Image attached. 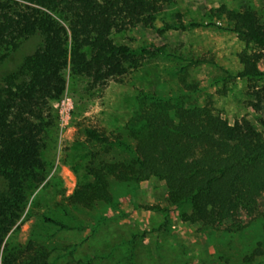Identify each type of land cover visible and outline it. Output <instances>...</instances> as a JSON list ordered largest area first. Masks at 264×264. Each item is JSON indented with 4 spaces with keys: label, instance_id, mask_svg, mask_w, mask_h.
Masks as SVG:
<instances>
[{
    "label": "trees",
    "instance_id": "16d2710c",
    "mask_svg": "<svg viewBox=\"0 0 264 264\" xmlns=\"http://www.w3.org/2000/svg\"><path fill=\"white\" fill-rule=\"evenodd\" d=\"M171 1L0 0V48L14 50L34 34L41 37L40 46L0 80V264H55L50 256L56 246L51 244L49 251L48 245L41 244L44 233L39 226L68 227L46 211L37 218L25 248L5 242L25 209L30 188L45 178L44 137L54 121L51 101L57 100L65 87L64 70L68 66L71 74L87 78L94 86L119 78L131 55L127 46L114 43L111 33L135 24L152 25L154 14ZM221 17L226 22L224 29L245 44L238 55L242 65L238 76H262L257 61L264 57V21L250 8L234 10L224 5L212 9L208 16ZM249 46L262 52L250 54ZM254 95L256 101L251 106L258 110L261 98L258 92ZM181 109H173V117L140 109L127 123L138 144L117 142L135 156L131 170L109 163L87 167L68 199L83 207L112 202L106 184L108 173L134 181L155 176L165 183L170 208L188 203L192 218L204 227L239 230L240 210L245 215L253 213L254 197L264 192V120L259 121L258 130L245 118L230 124L207 108ZM85 134L96 144H110L94 130ZM32 203L37 206L39 199ZM95 230L89 236L97 237ZM100 237L112 264L138 263L137 229ZM175 254L160 253L158 264H176ZM79 260L73 264H93L97 256Z\"/></svg>",
    "mask_w": 264,
    "mask_h": 264
},
{
    "label": "rangeland",
    "instance_id": "374dc122",
    "mask_svg": "<svg viewBox=\"0 0 264 264\" xmlns=\"http://www.w3.org/2000/svg\"><path fill=\"white\" fill-rule=\"evenodd\" d=\"M220 5L234 10L250 8L264 21V0H172L154 14L152 25L135 24L111 33L114 43L127 46L131 55L119 78L94 86L66 67L65 87L61 96L51 101L54 121L44 137L45 178L30 188L25 209L5 242L25 248L37 218L48 211L68 226H39L44 241H38L48 245L49 251L51 244L56 246L50 256L55 264H73L93 254L97 256L93 264H112L100 235L132 228L139 234L137 264H158L164 251L177 253L176 264H264V192L254 197L253 213L245 215L240 210L241 228L235 231L204 227L192 218L188 203L170 208L165 183L155 176L134 181L108 173L106 184L112 202L83 207L68 199L87 167L109 163L131 170L135 156L117 142L138 144L127 123L140 109L173 117L176 108H207L230 124L245 118L260 129L259 121L264 120V57L257 61L262 76H238L242 69L238 55L244 42L224 29L223 17L208 18ZM211 21L216 25H209ZM40 44V35L34 34L14 50L0 48V80ZM247 50L253 55L262 52L252 46ZM255 92L261 98L258 110L251 106ZM86 130L96 131L110 144L89 141ZM36 198L39 203L34 206ZM94 228L95 238L89 236ZM258 243L259 251L252 254Z\"/></svg>",
    "mask_w": 264,
    "mask_h": 264
}]
</instances>
